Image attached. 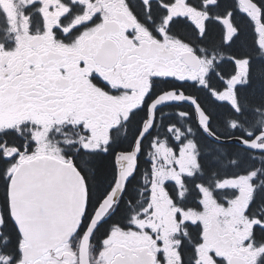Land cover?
<instances>
[{
	"label": "snow or ice",
	"instance_id": "1",
	"mask_svg": "<svg viewBox=\"0 0 264 264\" xmlns=\"http://www.w3.org/2000/svg\"><path fill=\"white\" fill-rule=\"evenodd\" d=\"M0 264H264V0H0Z\"/></svg>",
	"mask_w": 264,
	"mask_h": 264
}]
</instances>
